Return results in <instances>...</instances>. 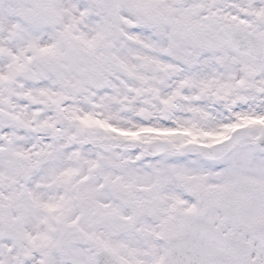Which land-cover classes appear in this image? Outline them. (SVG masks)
Listing matches in <instances>:
<instances>
[{
    "label": "snow or ice",
    "instance_id": "6c2138e0",
    "mask_svg": "<svg viewBox=\"0 0 264 264\" xmlns=\"http://www.w3.org/2000/svg\"><path fill=\"white\" fill-rule=\"evenodd\" d=\"M0 264H264V0H0Z\"/></svg>",
    "mask_w": 264,
    "mask_h": 264
}]
</instances>
